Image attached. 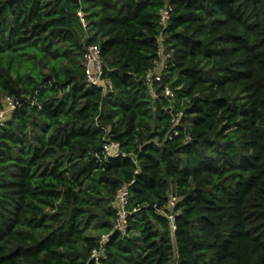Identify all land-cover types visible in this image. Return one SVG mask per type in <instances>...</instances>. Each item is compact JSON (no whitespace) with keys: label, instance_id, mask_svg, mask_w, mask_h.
<instances>
[{"label":"trees","instance_id":"trees-1","mask_svg":"<svg viewBox=\"0 0 264 264\" xmlns=\"http://www.w3.org/2000/svg\"><path fill=\"white\" fill-rule=\"evenodd\" d=\"M5 97L0 264H264V0H0Z\"/></svg>","mask_w":264,"mask_h":264},{"label":"built area","instance_id":"built-area-1","mask_svg":"<svg viewBox=\"0 0 264 264\" xmlns=\"http://www.w3.org/2000/svg\"><path fill=\"white\" fill-rule=\"evenodd\" d=\"M169 11L163 10L161 14V21L160 25L165 26L167 21L169 20ZM78 16L82 19V14L78 13ZM165 58L161 61V63L156 64V70L152 71L151 73H148L146 75V81L148 82L149 86H152L154 81H158L161 79V73H159V68H165L166 64ZM83 68L86 78V83L88 86L98 87L102 88L104 92L111 89V83L110 82H104L102 79L103 76V64L101 60V54L99 47L95 45H90L85 49L84 55H83ZM157 71V72H156ZM165 95L167 97H172L171 90L166 88L165 89ZM18 107V101L13 97H5L2 99V106L0 107V125L7 120L8 116ZM7 115L5 118L4 116ZM120 146L118 143L110 142L105 145L103 155L105 158H117L121 155ZM127 188L121 189L118 191V194L116 196V200L113 202L112 207L117 211V215L119 216L120 222H123L126 218V211L125 207L127 205ZM176 203V198L172 197L168 206V219L173 227L175 229L174 221L175 218L172 215V209L174 207V204ZM123 229V228H121Z\"/></svg>","mask_w":264,"mask_h":264},{"label":"rangeland","instance_id":"rangeland-1","mask_svg":"<svg viewBox=\"0 0 264 264\" xmlns=\"http://www.w3.org/2000/svg\"><path fill=\"white\" fill-rule=\"evenodd\" d=\"M7 115L4 116V118L6 117Z\"/></svg>","mask_w":264,"mask_h":264}]
</instances>
